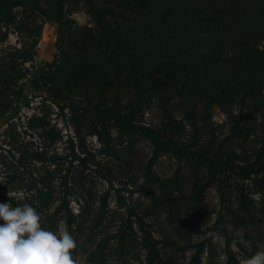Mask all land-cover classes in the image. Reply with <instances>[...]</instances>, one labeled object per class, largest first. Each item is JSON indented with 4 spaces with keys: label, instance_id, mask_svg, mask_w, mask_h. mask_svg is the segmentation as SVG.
Masks as SVG:
<instances>
[{
    "label": "rangeland",
    "instance_id": "rangeland-1",
    "mask_svg": "<svg viewBox=\"0 0 264 264\" xmlns=\"http://www.w3.org/2000/svg\"><path fill=\"white\" fill-rule=\"evenodd\" d=\"M50 8L0 0V203L81 264L264 250V0Z\"/></svg>",
    "mask_w": 264,
    "mask_h": 264
},
{
    "label": "clouds",
    "instance_id": "clouds-1",
    "mask_svg": "<svg viewBox=\"0 0 264 264\" xmlns=\"http://www.w3.org/2000/svg\"><path fill=\"white\" fill-rule=\"evenodd\" d=\"M0 220V264H81L73 256L77 243L67 228L45 229L41 216L29 204L0 203ZM242 264H264V250Z\"/></svg>",
    "mask_w": 264,
    "mask_h": 264
},
{
    "label": "trees",
    "instance_id": "trees-1",
    "mask_svg": "<svg viewBox=\"0 0 264 264\" xmlns=\"http://www.w3.org/2000/svg\"><path fill=\"white\" fill-rule=\"evenodd\" d=\"M51 1V8L49 11V16L51 19H56L57 18V12H58V0H50ZM203 10V5L200 7ZM202 12H205L203 10Z\"/></svg>",
    "mask_w": 264,
    "mask_h": 264
}]
</instances>
